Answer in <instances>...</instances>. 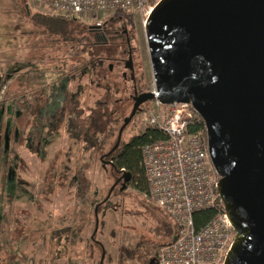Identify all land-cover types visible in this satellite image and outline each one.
<instances>
[{"label":"rangeland","instance_id":"1","mask_svg":"<svg viewBox=\"0 0 264 264\" xmlns=\"http://www.w3.org/2000/svg\"><path fill=\"white\" fill-rule=\"evenodd\" d=\"M31 8L29 14L25 0H0V264H100L103 250L104 264H137L122 263L119 249L160 242L165 215L133 185L121 192L123 182L103 206L122 177L101 162L117 141L120 121L105 126L99 120L96 131L106 130L95 150L65 134L66 116L48 127L46 105L76 91V85L68 91L62 73L78 64L70 52L78 36L72 24L34 16L53 15L49 10ZM125 19L137 32L145 82L152 89L144 22L137 16ZM92 93L101 102L92 105L93 115H110L113 103ZM84 106L88 111L89 104ZM131 108L121 116L128 117ZM81 119L74 126L87 132V115Z\"/></svg>","mask_w":264,"mask_h":264},{"label":"water","instance_id":"2","mask_svg":"<svg viewBox=\"0 0 264 264\" xmlns=\"http://www.w3.org/2000/svg\"><path fill=\"white\" fill-rule=\"evenodd\" d=\"M144 33L156 94L135 99L108 155L142 105L190 104L235 233L224 264H264V0H160ZM126 69L133 71L131 56ZM131 178L123 174L104 203ZM95 217L96 234L97 208Z\"/></svg>","mask_w":264,"mask_h":264},{"label":"trees","instance_id":"3","mask_svg":"<svg viewBox=\"0 0 264 264\" xmlns=\"http://www.w3.org/2000/svg\"><path fill=\"white\" fill-rule=\"evenodd\" d=\"M25 2L27 12L32 14L30 12L32 10L30 0H25ZM34 16L36 19L45 17V19L58 20L65 26L72 24L74 25L73 31L78 36L70 48V52L75 55L72 59L77 60L78 64H74L70 71L67 70L65 73H62L65 83L67 82L66 88L68 91L72 85H76V91L75 93L70 92L67 98L64 97V94H61L64 98L61 102L57 100L46 105L48 110H45V115L47 116L48 127L52 128L51 126L57 123V117L66 116V124H68L65 127V134L67 133V136L70 138L85 142L89 148L91 147L94 150L99 149L102 144L100 135L105 133L104 131L106 130L98 131L100 130L98 129V132L96 131V126L100 124L98 123L99 120L105 122V126L107 123L111 125L119 121L123 125L127 117L125 115L123 117L121 114L123 115L127 111H130L131 107L133 109L135 99L151 90L145 82V67L143 61L140 60L137 32L134 28L130 27L128 30L130 42L128 43L127 37L123 34V29L121 28V26L128 25L125 22L126 16L107 20L99 28L69 16L46 15L37 12ZM96 31L100 33L97 34ZM110 51L111 54L109 53ZM128 51H132L134 68L132 72L127 71L124 65V61L129 58ZM125 73L127 77H124ZM93 90L101 94L103 93L113 103L114 109L110 111V115L106 113H101L98 116L93 115L96 110L92 108V105H101L100 98L97 100L92 99ZM85 104H89L88 111L85 110ZM151 105L152 102H147L141 106V110L125 128L119 148L111 155H108L112 150L110 149L102 156L105 162L101 161L102 164L110 166L114 175L131 173L132 178L130 182L126 183L125 189L121 190V192L127 190L130 185H133L134 189L145 201L149 200V183L143 165V148L155 142L168 139L165 133L146 125L144 120L145 114ZM82 113L84 114L82 115ZM84 115H87L88 118L87 132L80 131L77 125L74 126L76 121L82 120L81 116ZM114 118H116V121ZM38 130L40 131V135L37 139L40 140L42 132L40 128ZM191 131H202L206 138L205 127L199 117H197ZM113 195L114 190L112 196L103 203V206L107 205ZM218 204V210H206L194 214L193 221L196 231H200L205 227L216 216L218 211H223L220 200ZM100 207L101 204L98 208V215ZM164 215L165 224L158 231L162 238L160 242L138 241L133 249L121 247L119 249V258L122 263L123 261H135L137 264H158V256L161 249L172 242L180 230V227L166 213ZM104 262L105 258L102 264Z\"/></svg>","mask_w":264,"mask_h":264},{"label":"built area","instance_id":"4","mask_svg":"<svg viewBox=\"0 0 264 264\" xmlns=\"http://www.w3.org/2000/svg\"><path fill=\"white\" fill-rule=\"evenodd\" d=\"M159 1L30 0L54 15L69 16L98 28L107 20L123 16H137L145 26ZM149 92L156 94L155 86ZM151 102L145 123L168 139L143 148L148 199L180 227L173 241L161 249L158 264H224L235 237L224 210L200 231L194 227V214L218 210L220 200L207 138L202 131H191L199 116L190 104Z\"/></svg>","mask_w":264,"mask_h":264},{"label":"flooded vegetation","instance_id":"5","mask_svg":"<svg viewBox=\"0 0 264 264\" xmlns=\"http://www.w3.org/2000/svg\"><path fill=\"white\" fill-rule=\"evenodd\" d=\"M121 28L123 29L122 32H123V34L127 37V40H128V43H129V42H130V39H129V37H128V30L130 29V26H129V25H124V26H121ZM96 32H97V34L100 33L99 31H96ZM128 53H129V57H130V56L132 57V51H128ZM128 60H129V58H128ZM128 60H125V61H124L125 69H126V63H127ZM132 63H133V57H132ZM133 69H134V68H133ZM127 71H130V70H127ZM130 72H132V71H130ZM124 77H127V74H126V73L124 74ZM119 179H120V178H119ZM122 181H123V180H120L119 183H118V185H119Z\"/></svg>","mask_w":264,"mask_h":264}]
</instances>
